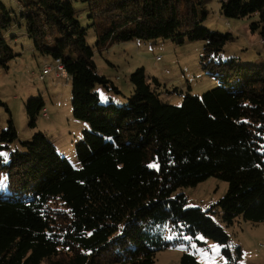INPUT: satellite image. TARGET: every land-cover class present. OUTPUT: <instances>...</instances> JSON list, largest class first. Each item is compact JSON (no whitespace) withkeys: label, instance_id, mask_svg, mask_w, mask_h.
<instances>
[{"label":"trees","instance_id":"obj_1","mask_svg":"<svg viewBox=\"0 0 264 264\" xmlns=\"http://www.w3.org/2000/svg\"><path fill=\"white\" fill-rule=\"evenodd\" d=\"M19 1L17 16L0 0V73L19 55L9 39L22 20L35 49L64 62L73 115L88 127L75 147L79 167L43 131L9 163L0 157V264H156L159 251L199 235L217 242L229 264L242 258L225 227L237 218L264 223V64L217 61L234 36L204 25L213 0ZM75 2L85 5L87 26ZM219 9L227 18L259 16L253 28L264 22V0H219ZM184 36L204 41L202 59L223 85L171 105L144 67L131 73L129 94L98 72L96 50ZM44 109L43 98L26 102L32 126ZM17 136L9 119L2 147ZM211 176L228 182L226 194L209 209L190 207L179 190ZM180 264L200 263L185 251Z\"/></svg>","mask_w":264,"mask_h":264},{"label":"rangeland","instance_id":"obj_2","mask_svg":"<svg viewBox=\"0 0 264 264\" xmlns=\"http://www.w3.org/2000/svg\"><path fill=\"white\" fill-rule=\"evenodd\" d=\"M20 16L19 0H3ZM82 23L87 26L85 5L75 2ZM209 15L204 22L206 27L222 34L231 33L234 38L226 44L220 60L234 59L240 64H264V22L253 28L259 16L227 18L219 9V0L210 4ZM20 19V18H19ZM23 24V21H19ZM16 24L10 31L9 42L19 55L10 63L8 69L0 73V131L8 126L12 119L17 130V138L7 147L0 140L1 157L9 163L11 151L22 149V141L32 138L37 131H43L59 153L66 156L75 167L80 166L75 147L83 139V130L88 125L73 115L71 77L51 74L41 79L42 66L54 63V58L42 55L26 34L25 26ZM89 44L95 45L93 28L88 29ZM203 40H190L187 36L177 39L143 40L135 39L112 44L108 50H96L95 61L98 72L107 76L129 94L133 85L129 79L138 67H144L151 80L157 78L160 85V98L164 103L181 105L187 93L202 95L206 91L223 85L220 72L208 66V60L202 59ZM161 57L160 60L157 58ZM232 81H234L232 79ZM104 89H102V92ZM43 98L45 109L37 118L36 126L30 124L26 102L30 98ZM103 98H105L102 95ZM6 185V178L0 176V187ZM228 182L211 176L196 186H187L179 190L186 193L188 205L209 209L227 192ZM216 221L222 224L219 216ZM223 225V224H222ZM235 245H240L242 258L232 264H264V223L253 224L243 218H237L231 226L225 227ZM172 237L168 236V240ZM185 251L195 253L200 264H229L221 251V246L199 235L196 239L186 237L185 242L157 253L156 264H180Z\"/></svg>","mask_w":264,"mask_h":264},{"label":"built area","instance_id":"obj_3","mask_svg":"<svg viewBox=\"0 0 264 264\" xmlns=\"http://www.w3.org/2000/svg\"><path fill=\"white\" fill-rule=\"evenodd\" d=\"M43 74L41 75V78L44 79L46 76H49L51 74H54L55 76H68V73L66 71V67L64 62L61 58L54 59V63H52V69H42Z\"/></svg>","mask_w":264,"mask_h":264},{"label":"bare ground","instance_id":"obj_4","mask_svg":"<svg viewBox=\"0 0 264 264\" xmlns=\"http://www.w3.org/2000/svg\"><path fill=\"white\" fill-rule=\"evenodd\" d=\"M158 60L161 59V57L157 58ZM43 69H52V63H45L43 65Z\"/></svg>","mask_w":264,"mask_h":264},{"label":"snow or ice","instance_id":"obj_5","mask_svg":"<svg viewBox=\"0 0 264 264\" xmlns=\"http://www.w3.org/2000/svg\"><path fill=\"white\" fill-rule=\"evenodd\" d=\"M0 157H4L6 159L7 158V154L0 153Z\"/></svg>","mask_w":264,"mask_h":264}]
</instances>
